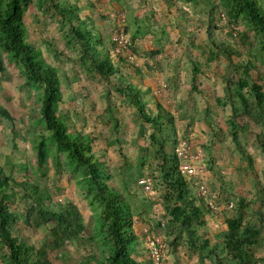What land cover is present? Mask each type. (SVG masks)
<instances>
[{"label": "trees", "instance_id": "obj_1", "mask_svg": "<svg viewBox=\"0 0 264 264\" xmlns=\"http://www.w3.org/2000/svg\"><path fill=\"white\" fill-rule=\"evenodd\" d=\"M165 1L168 6L174 5L177 12L184 11L177 1ZM201 1L216 12L211 17H222L227 22L229 30L235 32L233 36L237 35L239 46L232 41L211 39L210 46L201 48L198 56L188 54L190 81L181 82L178 70L173 68L171 76L164 78L161 97L156 98L150 87L131 81L124 70L141 73L142 70L134 66L129 57L132 54L141 57L142 54L147 58L144 60L146 69L162 71V47L147 49L143 45H135L132 43L134 36L132 42L127 43L129 52L117 54L114 52L115 42L111 40L109 45L104 43L91 17L81 15L76 3L69 0H0V51H6L19 62L26 82L41 88V118L52 140L65 151L69 164L86 176L87 189L92 192L102 212L98 225L104 229L103 234L108 240L105 264H153L152 247L145 246L143 242L152 236L156 237L155 246L163 243L174 250L186 241L198 251L200 261L207 256L215 264H264V193L257 197L260 205L256 207L257 200L248 197L243 184H235L213 168L215 159L211 152L215 140L202 143V166L199 164L197 174L185 175L178 168L180 162L175 152L182 140L191 148H196L194 141L197 139L193 136L196 105L188 99L193 93L201 94L205 104L204 119L207 120L210 115L211 105L204 99L209 82L204 80L206 75H202L205 71L201 66L205 63L199 57H204L206 63L215 62L219 57L227 62L223 69H218L224 83L213 99L230 111L228 139L245 162L244 168L238 169L252 168L251 152L242 146L240 132L253 136L264 151V62L257 63L251 57L264 50V0ZM38 13H41L42 19L56 18L67 27L63 34V47L67 49L70 45L66 40L72 41L77 48L78 60L93 67L99 84L111 85L133 106L142 122L150 127L151 167L154 175L155 171L158 173L156 179H159V183L155 187L152 185V194L144 190L142 184L139 189L159 207L157 215L149 218L153 221L152 225L132 209L126 196L112 184V174L105 156L93 151L94 138L74 128L68 123L66 115L61 114L59 103L64 100L66 83L57 68L49 64L28 39L29 19L34 16L36 21ZM241 22L254 36L234 29ZM70 60L77 61L73 58ZM75 68L80 70L77 66ZM3 70L0 56V72ZM84 84L87 89L88 83ZM180 87L185 88V96L174 100L172 97ZM146 94L149 99L143 96ZM149 101L154 110L146 109ZM0 114L12 116L9 107L3 105L0 106ZM207 126L212 136L221 140L224 132L212 119L207 120ZM177 127L181 128L180 135L177 134ZM137 140L142 142L140 138ZM43 145L44 139L38 142V147ZM122 155L126 157L124 153ZM38 156L42 157L43 153L39 151ZM204 160H207L206 167ZM21 166L19 162L12 165L13 172L20 170L13 177L4 171L0 163V244L3 245L0 264H55L54 257L84 232L81 212L73 202L60 203L46 197L42 193V186ZM203 168L209 171L213 180L219 182L217 188H208ZM248 174L254 181L255 175L251 172ZM196 181L207 186L206 195L199 193ZM16 187L23 191L25 197L22 200L24 214H19L13 208ZM209 219L218 220L225 228L219 233H212L208 226ZM143 221H146L148 228L139 225ZM41 225L47 227V241L35 247L29 243V236L32 230ZM133 252L143 253L148 261L137 260Z\"/></svg>", "mask_w": 264, "mask_h": 264}, {"label": "rangeland", "instance_id": "obj_2", "mask_svg": "<svg viewBox=\"0 0 264 264\" xmlns=\"http://www.w3.org/2000/svg\"><path fill=\"white\" fill-rule=\"evenodd\" d=\"M69 1L78 5L81 15L91 17L101 40L107 45L125 25L124 36L127 43L132 42V37L135 36V41L132 42L135 45H143L147 49L163 48L164 55L160 58L162 71L146 69L144 60L147 58L142 54L141 57L133 54L129 57L134 66L142 70L141 73L124 70L131 81L142 84L143 87H150L156 98L161 97L164 91V78L171 76L173 68L178 70L181 82L190 81L188 54L198 56L201 48L210 46L211 39L228 40L239 46L237 35L233 36L235 32L229 30L227 22L222 17H211L216 15V12L211 11L201 0H175L184 10L182 12H177L174 5L168 6L165 0H146L148 4L144 0ZM37 16L36 21L34 16L29 19L28 39L40 50L42 57L57 68L63 82L66 83L64 100L59 103L61 114L66 115L68 123L74 128L87 132L94 138L93 151L105 156L108 170L112 174V184L126 196L132 209L152 225L153 221L149 218L157 215L159 207L139 189L142 179L149 180L154 187L159 183V179H156L158 173L155 171L154 175L151 167L153 157L149 140L150 127L142 122L133 106L115 92L111 85L99 84L93 67L78 60L77 48L72 41L66 40L70 45L67 49L63 47L65 39L63 34L67 31L65 25L56 18L42 19L41 13ZM234 29L253 35L242 22ZM128 52L126 44L122 53ZM68 55L77 61L72 62ZM0 56L4 66V70L0 72V106H8L12 115L5 117L0 114L2 168L7 174L16 177L20 170L13 172L11 167L19 162L22 170L42 186V193L46 197L49 196L60 203L73 202L80 210L85 225L84 232L54 257L55 264H105L108 240L103 234L104 229L98 225L102 219V212L92 192L87 189L86 176L81 170L69 164L65 151L52 140L41 118L39 100L41 88L26 82L23 68L15 58L2 50ZM251 57L257 63L264 62V50ZM199 58L205 63L201 66L205 71L202 75H206L205 79L199 77L209 82L204 97L211 105L207 120L212 119L213 123L223 130L224 136L221 140L212 136L207 120L204 119L205 104L200 97L201 94L193 93L188 99L196 105L193 131V136L197 139L194 141L195 147L201 150L203 142L215 140L211 152L215 159L213 168L232 179L235 184H243L248 191V197L257 200L256 207H259L257 197L264 193V151L253 136L240 132L242 146L251 152L252 168L241 171L238 169L244 168L245 162L228 139L230 111L216 104L213 99L214 94L220 93L224 83L218 69H223L227 62L222 57L210 63H206L204 57ZM149 63L151 66L152 62ZM75 66L80 70H76ZM84 83H88L87 89ZM183 89L185 88L180 87L172 98L174 100L183 98L185 96ZM143 96L149 99L147 94ZM147 103L146 109L154 110L152 102ZM177 134H181L180 127H177ZM138 138L144 144L141 145L142 142H138ZM43 139V147H38V142ZM39 151L43 153L42 157L38 156ZM122 153L126 157H123ZM203 162L206 167L207 160ZM248 172L255 175L254 181ZM203 173L208 188L210 190L217 188L219 182L213 180L209 171L206 169ZM15 189L13 208L19 214H24L23 191L17 187ZM139 225L144 229L148 228L146 221L140 222ZM208 226L212 233H219L225 228L224 224L214 219H209ZM154 238L152 244L147 238L142 241L145 246L151 248L155 246ZM29 239V243L35 247L46 243L47 227L38 226L32 230ZM154 250L159 253V264H215L207 256H203L200 261L198 251L190 247L186 241H183L176 250L170 246L165 247L163 243L161 249ZM2 251L3 245L0 244V254ZM133 255L141 262L148 261L143 253L133 252Z\"/></svg>", "mask_w": 264, "mask_h": 264}, {"label": "built area", "instance_id": "obj_3", "mask_svg": "<svg viewBox=\"0 0 264 264\" xmlns=\"http://www.w3.org/2000/svg\"><path fill=\"white\" fill-rule=\"evenodd\" d=\"M115 42L114 46V52L115 53H122L126 47L127 40L124 36L123 28L116 34L113 38ZM176 155L179 158V167L180 170L185 175H191V174H197L198 167L202 158V152L201 150L197 148H191L189 145H187L185 140H182L178 143V145L175 148ZM141 184L144 187V190L148 191L150 194L154 193V190L147 179H142ZM195 184L198 187L199 193L203 196L206 195L208 192L207 186L203 183L195 182ZM149 243H153V236L149 239ZM162 244H158L157 246L152 247L151 256L153 258V264H159V253H157L154 249H161Z\"/></svg>", "mask_w": 264, "mask_h": 264}]
</instances>
